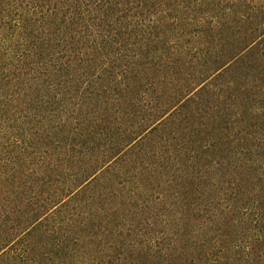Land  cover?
<instances>
[{
  "label": "trees",
  "instance_id": "obj_1",
  "mask_svg": "<svg viewBox=\"0 0 264 264\" xmlns=\"http://www.w3.org/2000/svg\"><path fill=\"white\" fill-rule=\"evenodd\" d=\"M262 98L264 0H0V264H98L264 174Z\"/></svg>",
  "mask_w": 264,
  "mask_h": 264
},
{
  "label": "rangeland",
  "instance_id": "obj_2",
  "mask_svg": "<svg viewBox=\"0 0 264 264\" xmlns=\"http://www.w3.org/2000/svg\"><path fill=\"white\" fill-rule=\"evenodd\" d=\"M258 102L255 126L264 118V99ZM256 166L264 168V159ZM262 173L243 171L221 191H197L193 206L151 220L128 238L129 247L102 255L98 264H264Z\"/></svg>",
  "mask_w": 264,
  "mask_h": 264
}]
</instances>
